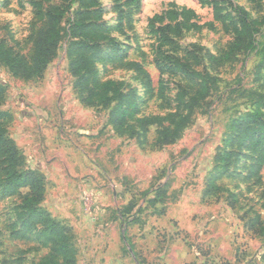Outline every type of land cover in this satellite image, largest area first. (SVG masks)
I'll list each match as a JSON object with an SVG mask.
<instances>
[{"label":"rangeland","instance_id":"rangeland-1","mask_svg":"<svg viewBox=\"0 0 264 264\" xmlns=\"http://www.w3.org/2000/svg\"><path fill=\"white\" fill-rule=\"evenodd\" d=\"M99 1L102 23L114 29L110 36L119 51L112 54L115 44H103L100 52L87 56L93 59L99 81L113 80L125 86L124 92L135 91L136 119L176 112L179 92L197 89L196 79L173 70L178 60L194 64L193 55L200 57L202 65L196 70L207 68L219 79L218 88L192 110L181 106L190 121L167 144L156 126L145 132L137 122L128 121L136 125L135 133L115 128L111 120L115 103L108 108L83 104L67 40L40 80L25 82L0 64V84L6 88L0 112L12 116L9 136L26 168L40 171L37 167L43 165L50 180L42 211L57 222L62 217L59 223L72 230L78 264H98V251L104 247L98 241L99 220L118 212L123 222L128 216L144 222L151 212L171 220L175 237L197 251L200 259L195 264H264V164L249 179L256 155L248 143L242 149L228 143L235 136L234 121L256 109V94L264 95V26L258 36L262 54L240 53L217 70L209 61V54L232 43L240 12L249 20L264 21V0ZM32 2L52 9L65 0H0V40L22 54L32 48L28 37L43 26ZM215 8L228 18L224 26L210 25ZM172 14L175 19L170 20ZM131 62L141 64L145 72L131 69ZM224 152H234L226 164L217 157ZM57 177L62 181L58 183ZM20 203L18 196L0 195V264L40 262L48 252L31 235L11 237L8 228L17 219L15 207ZM93 218L98 219L95 227ZM123 222L116 228L119 233L125 231ZM104 228L110 229L106 224ZM127 247L124 243L123 250Z\"/></svg>","mask_w":264,"mask_h":264},{"label":"trees","instance_id":"trees-1","mask_svg":"<svg viewBox=\"0 0 264 264\" xmlns=\"http://www.w3.org/2000/svg\"><path fill=\"white\" fill-rule=\"evenodd\" d=\"M52 1L44 0L45 3ZM113 1L119 3L121 0ZM135 2L137 0L128 4ZM31 5L36 10L38 22L43 23L39 30L32 32L28 37V41L32 42L31 50L22 54L5 40H0V64L20 80H40L58 58L59 51L67 40L70 68L73 76L78 78L76 88L83 96V104L92 108H108L115 103L111 120L115 128L123 133H135L136 125L128 124V121H135L145 132L150 126L161 128L160 133L164 135L166 143H173L175 138L180 136L185 124L190 121L189 114L185 115L184 110H192L206 101L218 88L219 79L207 68L196 70L195 67L202 65L200 57L193 55L194 64L180 63L178 60L173 70L184 77L196 79L197 89L193 93L184 89L179 92L176 112L164 117L136 119L139 108L135 91L126 93L123 91L125 86L113 80L99 81L98 73L93 68V59L87 56L89 52L96 55L101 51L103 44H115L112 54L119 51V45L110 36L114 29L102 23L104 10L100 1L65 0L64 5L52 9H45L43 2H32ZM173 19L174 14L170 20ZM227 19L219 8H215L214 22L210 25L215 27L216 23H221L224 26ZM122 21L123 15L120 18V26ZM262 26L264 21L249 20L240 12V21L234 24L235 37L228 49L216 55L209 54L211 67L217 70L227 62H232L240 53L251 54L256 51L257 54H262V44L258 40ZM128 66L139 73L145 72L139 63L131 62ZM160 71L163 73L164 69L160 68ZM147 87L149 91L152 90L151 83H148ZM256 97V109L234 121L231 130L235 136L228 140L232 146L237 144L238 149L248 143L247 147L256 155V158L251 159L253 163L256 161V165L250 164L252 174L249 179L257 175L264 164V95L256 94ZM5 98L6 88L0 84V106L4 104ZM181 106L184 107L182 111ZM11 121L9 112H0V195L5 198L18 196L21 199V203L15 207L17 219L8 228L10 235L13 238L31 235L42 249L48 251L40 262L31 264H78L79 249L72 230L55 221L41 209L46 197L47 178L40 171L26 168L24 156L8 133L7 125ZM167 121L170 125L165 126ZM172 127L174 132L171 131ZM233 156L234 152H224L217 157L220 163L226 164ZM22 190L27 191L23 194ZM136 214L138 216L139 213ZM127 219V222L136 221L130 216ZM19 224H22L21 228ZM33 231H36L35 234Z\"/></svg>","mask_w":264,"mask_h":264},{"label":"crops","instance_id":"crops-1","mask_svg":"<svg viewBox=\"0 0 264 264\" xmlns=\"http://www.w3.org/2000/svg\"><path fill=\"white\" fill-rule=\"evenodd\" d=\"M43 168V169H42ZM45 176V167H37ZM47 178L49 184L50 180ZM70 178V177H69ZM57 177L58 183L62 180ZM47 185V190L49 189ZM90 197V196H89ZM156 202L155 204H157ZM160 204V203H158ZM120 205V204H118ZM121 206H116V209ZM137 209V207H136ZM150 210H152L150 208ZM153 219L148 216L144 220L135 222H125L124 233L116 231L117 226L123 222V216L118 212L114 218H104L100 221L102 232L98 235L100 250L98 251V264H195L198 262V253L195 249H190L186 243L180 240L179 236L175 237L174 230L176 227L170 226L168 219L151 212ZM181 215V213H180ZM179 215V216H180ZM53 216V215H52ZM176 216V219L179 217ZM54 217V216H53ZM55 218V217H54ZM62 217L58 218L60 222ZM97 218H93V227L96 226ZM158 221V224H156ZM123 222V223H124ZM110 223V224H109ZM110 227L106 230L104 226ZM155 225H158L155 228ZM172 227V228H171ZM96 240V238L94 239ZM124 243L128 247L124 248ZM85 254L87 252H84ZM97 252L94 253V255ZM88 257L90 255L87 254ZM200 259V257H199ZM91 261V260H90ZM141 261V262H140Z\"/></svg>","mask_w":264,"mask_h":264}]
</instances>
